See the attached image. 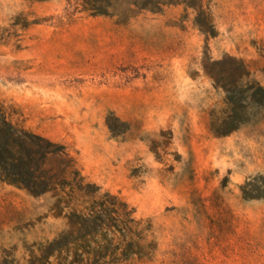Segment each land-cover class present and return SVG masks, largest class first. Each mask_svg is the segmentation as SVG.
Wrapping results in <instances>:
<instances>
[{"label": "rangeland", "instance_id": "rangeland-1", "mask_svg": "<svg viewBox=\"0 0 264 264\" xmlns=\"http://www.w3.org/2000/svg\"><path fill=\"white\" fill-rule=\"evenodd\" d=\"M0 110V264H264V0H0Z\"/></svg>", "mask_w": 264, "mask_h": 264}, {"label": "trees", "instance_id": "trees-1", "mask_svg": "<svg viewBox=\"0 0 264 264\" xmlns=\"http://www.w3.org/2000/svg\"><path fill=\"white\" fill-rule=\"evenodd\" d=\"M178 1L83 0V7L84 9L93 11L95 14L115 17L119 23H126L142 12H158L164 6L174 5ZM31 159L29 150L14 136L12 125L6 120L0 110V176L22 182L31 194L36 195L39 183L33 179L34 174L30 170ZM91 224L92 226L109 227L102 219L93 216L92 219L87 218L83 220L80 230L86 231V233L94 231ZM88 228H91V230H87ZM106 248L107 244L106 246H99L96 254H94V250L92 249L86 250V254L90 257L89 264H101L99 261L105 257Z\"/></svg>", "mask_w": 264, "mask_h": 264}]
</instances>
